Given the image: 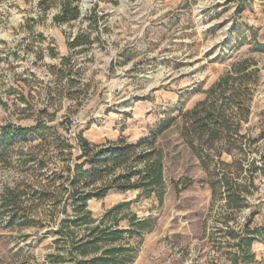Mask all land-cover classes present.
Wrapping results in <instances>:
<instances>
[{
  "label": "rangeland",
  "instance_id": "rangeland-1",
  "mask_svg": "<svg viewBox=\"0 0 264 264\" xmlns=\"http://www.w3.org/2000/svg\"><path fill=\"white\" fill-rule=\"evenodd\" d=\"M61 2L0 0V143L5 127L44 124L72 146L57 151L48 132L45 144L33 134L13 145L0 144V196L21 183L52 194L53 173L73 167L80 156L77 141L67 137L71 130L82 132L93 146L121 138L136 144L168 118H177L155 142L164 163L163 205L151 197L131 208L156 222L143 236L135 264H246L235 261L238 248L220 212L210 209L207 173L181 136L179 115L204 100L233 65L244 63L257 75L249 85L251 116L240 130L246 136L241 144L249 159H259L264 150V139L259 140L264 51L256 44H264V0H80V19L57 24ZM240 8L244 11L238 13ZM77 36L88 44L72 47ZM232 158L224 154L222 160ZM27 160H33L27 165L33 172L24 173ZM256 185L264 195V178ZM137 195L112 192L91 201L89 210L98 218ZM39 204H24L19 215L26 221L13 226L11 214L0 209V264H53L52 205ZM251 204L234 228L240 231L255 212L250 228L259 229L262 237L251 253L255 263L264 264V202L257 209V200Z\"/></svg>",
  "mask_w": 264,
  "mask_h": 264
},
{
  "label": "trees",
  "instance_id": "trees-1",
  "mask_svg": "<svg viewBox=\"0 0 264 264\" xmlns=\"http://www.w3.org/2000/svg\"><path fill=\"white\" fill-rule=\"evenodd\" d=\"M79 2L62 0L55 23L68 24L79 20ZM242 11L244 9L240 8L238 13ZM86 44V40L80 42L77 36L72 47ZM256 49L264 51V44L257 43ZM64 74L65 71L61 70V75ZM256 75L257 71H249L244 63L233 65L232 70L205 92L204 100L179 115L183 122L181 136L207 173V184L212 192L210 209L220 212L218 215L222 217L228 238L238 248L235 261L242 259L246 264H261L255 263L251 253L254 243L262 237L259 229L250 228L255 212L251 213L240 231L234 228L238 225V215L252 207V200L258 202L255 209L264 202V195L256 185L257 180L264 178V150L258 152L259 159H249L241 144L246 136L240 134L243 125L250 121L252 88L249 85ZM176 120L168 118L152 132L150 138L136 144L121 138L106 146H93L82 132L78 133L76 141L80 156L73 167L53 173L55 191L52 194L33 191L24 183L4 190L0 196V209L11 214L9 226L26 221V216L19 215L25 208L24 204L35 200L39 205L50 202L56 229L49 233L56 237L54 244L57 245V254L49 256L53 264H135L142 238L155 229L156 222L152 218L138 217L131 208L141 199L151 197H156L159 205H163L166 194L164 163L155 142ZM54 129L44 124L33 129L5 127L0 144L13 145L16 140H27L31 134L45 144L48 132L57 151L72 148L71 143L56 131L52 132ZM261 139H264V122ZM249 142L255 144L253 142L257 141ZM253 152L255 150L252 149ZM224 154L233 157L230 163L222 160ZM32 161L23 163L24 173L33 172V167H27ZM192 184L188 182L185 188ZM131 191L138 192L134 201L119 203L107 209L101 217L95 218L89 210V203L93 200H104L112 192L122 194ZM61 215L63 219H60Z\"/></svg>",
  "mask_w": 264,
  "mask_h": 264
},
{
  "label": "built area",
  "instance_id": "built-area-1",
  "mask_svg": "<svg viewBox=\"0 0 264 264\" xmlns=\"http://www.w3.org/2000/svg\"><path fill=\"white\" fill-rule=\"evenodd\" d=\"M67 137L70 140V142H74L76 140V131L71 130Z\"/></svg>",
  "mask_w": 264,
  "mask_h": 264
},
{
  "label": "bare ground",
  "instance_id": "bare-ground-1",
  "mask_svg": "<svg viewBox=\"0 0 264 264\" xmlns=\"http://www.w3.org/2000/svg\"><path fill=\"white\" fill-rule=\"evenodd\" d=\"M87 3V2H86Z\"/></svg>",
  "mask_w": 264,
  "mask_h": 264
}]
</instances>
